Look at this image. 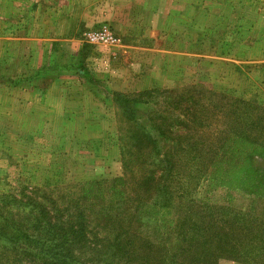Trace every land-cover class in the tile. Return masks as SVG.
Wrapping results in <instances>:
<instances>
[{
    "label": "rangeland",
    "instance_id": "374dc122",
    "mask_svg": "<svg viewBox=\"0 0 264 264\" xmlns=\"http://www.w3.org/2000/svg\"><path fill=\"white\" fill-rule=\"evenodd\" d=\"M234 1L0 0V36L5 38L2 41L6 49L4 58L9 63L5 81H0V194L23 195L18 207H1L0 215L25 224L33 207L31 202L37 200L51 209L48 212L51 221L60 215L61 224L70 228L75 223L74 219L70 221V215L77 211L74 203L78 199L79 184L91 179L111 181L121 177L114 135L113 93L131 96L146 89L180 91L186 85H194L205 93L234 92L242 99L258 98L264 103V70H253L250 64H236L232 59L236 55L239 57L247 40L257 39L264 43L261 34L264 0H249L245 12L241 7L243 0H237V6ZM226 2H231L232 6L222 9L216 6ZM33 7L37 16L29 18L28 15L34 12H31ZM255 9H259V13L249 12ZM53 10L64 16L71 14L67 37L63 38L66 42L61 41L60 47L69 52L75 50V60L84 80L73 70L62 75L49 73L47 80L38 81L42 87H47L46 95L31 96L22 85L19 90L8 81L14 78L19 63L38 66L41 50L48 49L52 43L44 34L56 22ZM42 12H47V16L43 17ZM194 15L196 42L186 40L187 35L183 33L170 32L169 28L179 24L177 21H190ZM164 21L166 25L163 26ZM200 26L206 30L205 34H200ZM102 27L116 35L118 44L105 46L83 42L87 30ZM193 27L190 28L195 29ZM239 30L242 31L240 35L233 34ZM157 31L160 32L158 38ZM213 31L218 33V41L210 39L209 34ZM57 32L56 28L50 37L55 38ZM163 33L167 40L160 43ZM19 34H26L31 39L18 42ZM148 37L150 42L143 41ZM231 42H234L232 48ZM126 45L136 49L127 53L124 51ZM239 46L241 50H238ZM28 48L32 49L30 57ZM139 48L154 50L144 52L147 61L143 63L144 69L140 64L133 66V62L139 63ZM262 49V57L256 51H246L247 57L257 64H264V45ZM10 52L12 54H8ZM34 52L35 64L31 61ZM215 52L219 53L216 58ZM225 53L229 58L224 57ZM71 60L68 57L69 63ZM55 68L51 72H55ZM26 70L24 68L23 73ZM213 101L216 103L217 99ZM215 115L208 120L210 128L204 133L206 143L185 172L182 181L185 196L173 201L172 210L158 215L150 209L152 203H145L138 211L140 216L137 214L127 226L136 241L135 250L141 257V264H190L193 261L197 264H264V260L259 261L264 253V241L253 240L254 234H260L256 229L262 230L264 236V181L260 193H256L257 187L250 193L246 186L228 185L234 171L245 165L259 171L242 152V149H250L252 144L245 137L240 140L234 130L228 134L230 126H234L231 124L234 118H228L224 108L215 110ZM201 160L209 166L203 168ZM256 161L259 168L263 167L258 159ZM242 178L238 175L237 181ZM108 199L107 194L101 196L94 212ZM49 200L56 204H49ZM67 206L68 215L63 210ZM56 210L60 213L56 214ZM213 221L221 224L218 234H211L214 231L205 226ZM228 222L231 228L248 225L241 235L245 242L237 245L243 257H233L222 251V254L217 253V240L223 235L222 225H228ZM258 223H263L262 229L261 225L255 227ZM100 227L101 223L98 226L91 223L88 238L91 241L105 238V245L114 235L111 229L100 230ZM219 244L222 246V241ZM171 252L174 260L166 257ZM6 253L7 257L4 255L0 264H14L13 252ZM82 257L89 259L90 264L111 263L104 258L97 262L98 255L88 249ZM212 257L217 259L210 260Z\"/></svg>",
    "mask_w": 264,
    "mask_h": 264
},
{
    "label": "trees",
    "instance_id": "16d2710c",
    "mask_svg": "<svg viewBox=\"0 0 264 264\" xmlns=\"http://www.w3.org/2000/svg\"><path fill=\"white\" fill-rule=\"evenodd\" d=\"M241 32L239 30L233 34L240 35ZM261 34L264 36V31ZM229 46L232 48L234 42ZM54 68V65L51 66V70ZM250 68L262 71L264 64H254ZM47 73L35 72L29 79L14 77L8 82L13 87L32 86L41 92L46 86L42 87L43 84L38 81L47 80ZM205 92L201 87L186 85L180 91L155 89L131 96L113 93L111 102L116 119L114 135L119 150L121 177L111 181L91 179L80 183L78 199L74 203L77 211L70 215V221L74 219L75 223L70 228L61 224L60 215L51 221L48 214L51 209L45 208L37 200L30 203L33 207L30 208L25 224L0 215V262L4 255L7 257L6 251H11L13 258H16L14 264H90L89 259L82 257L88 249L98 255L97 262L104 258L114 264H141V257L135 250L136 241L127 226L145 203H152L149 207L158 215L172 210L173 201L185 196L182 185L185 172L194 164L206 143L204 133L209 127V118L217 116L215 110L221 111L224 108L225 115L234 118L231 122L234 126H230L228 134L234 130L240 140L245 137L246 141L251 142L252 147L242 149V152L259 170L256 172L245 165L234 171L228 185L246 186L250 188V193L255 189L253 187H257L259 191L256 193H260L264 181V103L258 98L242 99L234 92ZM214 99H217L216 103ZM178 110L180 112L173 116ZM256 158L263 167H258ZM201 162L203 168L209 166ZM238 175L243 176L240 182L237 181ZM258 175L263 180H258ZM106 194L109 199L94 212L97 201ZM22 198V194H0V209L16 208ZM49 204L56 203L49 200ZM63 210L68 215V206ZM55 213H60V210ZM93 222L96 226L102 224L100 230L111 229L114 238L105 245V238L91 241L88 238V226ZM227 224L222 225L223 235L217 240V253L243 257L237 245L245 242V237L241 235L248 225H241L239 229L231 228L229 222ZM205 226L214 231L211 234H218L221 229V224L216 221ZM256 230L260 234H254L253 240L264 241L262 230ZM221 241L222 246L219 244ZM184 251L188 252L187 249ZM166 257L175 259L172 252ZM260 257L259 261L264 260V253ZM198 258H203V255H198ZM213 259L217 257L210 260ZM189 263L197 264L195 261Z\"/></svg>",
    "mask_w": 264,
    "mask_h": 264
},
{
    "label": "crops",
    "instance_id": "0c3cea01",
    "mask_svg": "<svg viewBox=\"0 0 264 264\" xmlns=\"http://www.w3.org/2000/svg\"><path fill=\"white\" fill-rule=\"evenodd\" d=\"M237 0H235L234 1V4H236V6H237V2H236ZM238 1H242V0H238ZM249 0H243V2H242V4H241V7H242V9H243V11L245 12L246 10H247V8H246V6H247V4H246V2H248ZM250 2V1H249ZM227 4H218V5H216V6H218V8L219 9H222V8H227L228 7V5H230V3L231 2H226ZM35 5V4H34ZM212 5H214V3L212 2ZM230 6H232V5H230ZM233 8V7H232ZM235 8V7H234ZM234 8H233V10H234ZM34 11V12H33ZM187 11H188V8H187ZM31 12H33V13H31ZM31 14H29L28 15V17L29 18H31V17H36L37 16V12H36V10H35V7H33V9L31 10ZM55 12H56V14H55ZM249 12H252V13H255V12H257V13H259V9H255V11L254 10H250ZM44 13V14H43ZM46 13L47 12H42V15H43V17H46L47 15H46ZM48 14V13H47ZM51 14V13H50ZM53 17L54 18H56V22L55 23H52L51 25H50V29L49 30H47L46 31V34H44V35H46V36H49V40H51L52 41V43L50 44V46H49V48L47 49V47L46 48H44V49H42L41 50V58H40V61H39V64H38V66H36V65H34V66H32L33 64H31V63H28V64H25V63H19L16 67H15V75H14V77L17 79V78H20V79H22V78H24L25 77V79H29L30 77H31V75H33L35 72H46L47 73V71H49V69H50V74H52V75H56V74H60V75H62V73H64V72H67V71H75L76 73H77V77H79L80 79H82V78H84V75H83V73L82 72H80L79 71V69H78V66H77V64H78V62L75 60V56H76V53H75V50H73V49H70V52L72 53H70L68 50L69 49H65V50H62L61 49V47H60V42L61 41H65L66 42V40H64L66 37H67V32H68V29H69V27H68V22H69V20H72L71 18V14H67V15H63L62 13H60V12H58V11H56V10H53ZM46 15V16H45ZM195 16L196 15H194V16H192L191 18H189V20L190 21H186V22H184V21H182V20H179V21H177V22H179V24L177 23L175 26H172L171 28H169V30H170V32L171 33H173L174 31V33H179V34H185V35H187V36H185L184 38L186 39V40H193V41H195L196 42V21H195ZM71 17V18H70ZM69 18V19H68ZM177 20V19H176ZM222 20H225V17L222 19ZM192 23V24H191ZM71 25H73V23L71 24ZM164 25H166V21H164V23H163V26ZM181 26V27H180ZM194 26V27H193ZM190 27H193V28H195V29H191ZM56 28H57V30H58V32L57 33H55V35L54 36H56L55 38H51L50 36H51V33L52 32H55L56 31ZM102 28H105V27H102ZM179 28V29H178ZM199 28V32H200V34H202V33H204L205 34V31L206 30H204L201 26L200 27H198ZM100 28H98V29H96V30H99ZM176 29H178V30H176ZM187 30V31H186ZM90 30H87L85 33H87V32H89ZM263 31H264V29H263ZM84 33V34H85ZM164 34V33H163ZM162 34V35H163ZM115 35V34H114ZM158 35H160V32L159 31H157V38H158ZM218 33L217 32H215V31H213V32H211L210 34H209V36L211 37L210 39L212 40H214V41H218ZM19 36L20 37H18V39H17V41L19 42V41H22V42H25L26 40H30L31 38L29 37V38H27L26 37V34H23V35H20L19 34ZM213 36V37H212ZM115 37H116V35H115ZM177 37V36H176ZM58 38H60V39H58ZM64 38V39H63ZM117 38V37H116ZM3 39H5V38H1V36H0V81H5V75H6V72H7V70H6V67L9 65V63H8V60H5V58H4V56L6 55V53H4L5 52V50H4V43L2 42L3 41ZM118 39V38H117ZM161 39V38H160ZM32 40H34V41H36V40H38V39H32ZM82 40H83V42H85V40H84V35H83V37H82ZM163 40H167L166 39V36H165V34L163 35V38L161 39V42L160 43H162L163 42ZM178 40H181V39H178ZM68 41V40H67ZM119 41V40H118ZM143 41H147V42H150L151 41V39H150V37H148V39H144L143 38ZM2 42V43H1ZM232 43V42H231ZM195 45V44H194ZM221 45V44H220ZM263 45H264V43H262L260 40L258 41L257 39H256V41H254V39L253 40H247L246 42H245V47L243 48V50L242 51H240L238 54H239V57H237V55L234 57V58H232V59H234V61L233 62H235L236 64H242V65H245L246 63H248V64H250V65H254V64H257V62H254L252 59H251V57H247V54L249 53V52H253V51H256L257 53H260V52H262V47H263ZM161 48H162V45H161ZM241 46H239V48H238V50H241ZM136 48H133V47H130V46H128V45H126L125 46V49H124V51H127V53L129 52H131V50H135ZM140 49V52H139V54H138V56H139V63L137 62V63H135V62H133V66H138L139 64H140V67H141V69H144L143 67H144V65L147 63V61L146 60H144L145 59V53L144 52H146V51H154V50H152V48L150 49V48H139ZM32 49H30V48H28L27 49V53H28V55H29V57H30V55L32 54V51H31ZM67 50V51H66ZM248 53H247V52ZM14 53V52H13ZM8 54H12V52H10V53H8ZM143 54V55H142ZM217 54H219L218 52H215V54H214V57L217 55ZM261 54V53H260ZM34 55H36V53L34 52V54H33V59L31 60V61H33V63H34V61H35V56ZM67 55V56H66ZM69 55H71V56H69ZM226 56H228L227 58H229V54L227 55L226 53H225V55H224V57L226 58ZM68 57H70L72 60H71V62L69 63V61H68ZM144 57V58H143ZM261 57H262V54H261ZM216 58V57H215ZM247 58H249V60L251 59V61H249V62H246L245 61V59H247ZM257 58H259V57H257ZM67 59V60H66ZM260 60V59H259ZM231 61V60H230ZM260 62V61H259ZM143 63H145V64H143ZM35 64V63H34ZM143 64V65H142ZM27 65V66H26ZM55 66L56 68H55V72H51V66ZM23 66H25L24 68H27V70L26 71H24V73H23ZM22 68V69H21ZM57 69V70H56ZM26 72V73H25ZM141 73V72H140ZM21 74H22V76H21ZM102 73H98V75H101ZM46 75V74H45ZM47 75H48V73H47ZM2 76V77H1ZM22 77V78H21ZM99 78V77H98ZM103 79V77H101L100 78V80H102ZM52 80V79H51ZM82 80H84V79H82ZM87 80V79H86ZM16 89H19L18 87H15ZM45 89H43V91H37V90H34L33 88H32V86L31 87H28V86H26V87H23V89L28 93V95L30 94L31 96H44V95H46V92H47V87H44ZM19 90H21V89H19ZM147 90V89H146ZM146 90H143V91H146ZM143 91H141V92H143ZM118 93H121V92H118ZM121 94H124V93H121ZM136 94V93H135ZM6 108H8V107H6Z\"/></svg>",
    "mask_w": 264,
    "mask_h": 264
},
{
    "label": "built area",
    "instance_id": "2783aa9c",
    "mask_svg": "<svg viewBox=\"0 0 264 264\" xmlns=\"http://www.w3.org/2000/svg\"><path fill=\"white\" fill-rule=\"evenodd\" d=\"M84 40L90 45L97 44L105 46H115L119 42L115 35L107 28H101L99 30H93L85 33Z\"/></svg>",
    "mask_w": 264,
    "mask_h": 264
}]
</instances>
